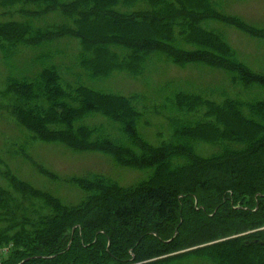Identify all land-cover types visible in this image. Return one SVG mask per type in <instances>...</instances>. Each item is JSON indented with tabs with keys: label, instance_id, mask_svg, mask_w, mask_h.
Returning <instances> with one entry per match:
<instances>
[{
	"label": "trees",
	"instance_id": "16d2710c",
	"mask_svg": "<svg viewBox=\"0 0 264 264\" xmlns=\"http://www.w3.org/2000/svg\"><path fill=\"white\" fill-rule=\"evenodd\" d=\"M229 2L0 0L21 19L0 16V56L10 70L0 98L30 135L24 149L61 143L145 173L128 187L102 174L73 177L81 196L67 202L1 172L0 251L10 250L0 264H264V101L239 99L264 92V73L239 60L224 29L263 41L264 30L225 13ZM69 43L89 84L115 74L137 81L159 55L179 68L218 71L233 91L165 95L159 115L174 114L165 117L171 135L154 147L137 130L142 112L152 114L149 102L75 85L81 76L64 79L72 65L53 56ZM52 45L57 52L43 51ZM29 50L41 52L18 65Z\"/></svg>",
	"mask_w": 264,
	"mask_h": 264
},
{
	"label": "rangeland",
	"instance_id": "374dc122",
	"mask_svg": "<svg viewBox=\"0 0 264 264\" xmlns=\"http://www.w3.org/2000/svg\"><path fill=\"white\" fill-rule=\"evenodd\" d=\"M227 1L231 2L224 10L225 13L239 17L253 28L264 30V0ZM13 11V9L0 8V16L3 17L1 20L20 21L19 16L13 15ZM48 17L53 19L55 16ZM47 23L53 22L49 19ZM224 31L227 42L236 51L239 60L251 70L264 73V41L250 38L234 28H225ZM60 44H64V42H59ZM69 44L70 47L68 46L67 49L57 48L63 50L64 56H53L55 64L72 65L67 73L65 72L66 69H62L64 79L71 80L73 77L81 76V81L84 82L75 83V85L101 89L124 97L135 95L140 98L141 105L149 102L148 104L152 108L147 105L148 110L145 109V111H151L152 114L148 116L145 112H142L144 115L138 123L137 130L141 137L154 147L161 144V142H166L171 135V129L165 117L174 116V114L166 112L163 117L159 115L165 104V95H169L177 89L193 92L194 94H207L208 96L220 93L223 89L228 93L233 91L228 87L225 76L218 71H211V69L201 66L179 68L166 63L164 57L159 55L151 58L144 76L137 81L123 74H115L105 82H92L89 84L86 80H83V72L77 68L78 66L74 65L76 64V45L73 47L72 43ZM56 45L47 47L43 51L45 52L50 48V52H57L56 47H54ZM40 52L41 50L36 52L32 50L24 51L17 60L18 65L24 64L25 58H31L40 54ZM20 71L22 70L12 68L13 75ZM7 72H10L9 66L2 61L0 56V91L4 88L3 81ZM29 76H33V74ZM101 86L107 88V90H104ZM234 92H237V90ZM239 99L246 103L264 101V92L242 93L239 95ZM137 107H139L138 103ZM95 118H97V120H94L96 123L97 121L101 123L100 120H102V122H106V126H109V123L102 117ZM27 136L30 135L21 131L11 116L7 102L0 98V173L8 170L18 180L35 189L49 190L64 201L75 202L81 196L78 189L69 183V180L73 177L102 174L110 177L123 187L132 186L145 177L144 172L127 167H117L110 156L97 151H80L69 149L61 143L41 142H33L31 146L24 149L23 144L28 140ZM41 172H47L49 176H44ZM52 177L56 180L53 181ZM6 187L7 184L0 177V188Z\"/></svg>",
	"mask_w": 264,
	"mask_h": 264
},
{
	"label": "built area",
	"instance_id": "2783aa9c",
	"mask_svg": "<svg viewBox=\"0 0 264 264\" xmlns=\"http://www.w3.org/2000/svg\"><path fill=\"white\" fill-rule=\"evenodd\" d=\"M9 250H10V246L9 247H5L3 248L0 252H1V256L5 257L8 253H9Z\"/></svg>",
	"mask_w": 264,
	"mask_h": 264
}]
</instances>
